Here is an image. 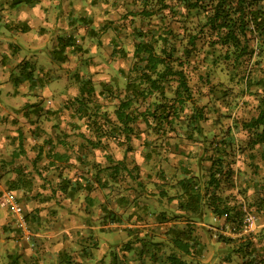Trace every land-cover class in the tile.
Segmentation results:
<instances>
[{
    "label": "trees",
    "instance_id": "obj_1",
    "mask_svg": "<svg viewBox=\"0 0 264 264\" xmlns=\"http://www.w3.org/2000/svg\"><path fill=\"white\" fill-rule=\"evenodd\" d=\"M32 1L16 2L28 4ZM131 5V9L124 14L130 17L132 26L131 63L126 71L119 72L124 78L123 94L113 109V118L97 99V96H102L106 89L111 88L103 82L102 90L96 94L90 79L81 80L77 95L62 102L56 109L44 110L36 104H28L24 106V112L36 118L42 114L51 117L56 116L58 109L64 106L89 131V136L79 132L78 136L94 152L107 149L110 143L124 150L123 157L113 161L112 165L103 167L96 163L94 174L68 178L61 170L63 165L71 162L69 153L66 150L54 151L55 148L51 146L49 152H45L46 164L44 162V166H41L42 169H53L55 173L45 179V184L51 187L49 191L57 187L65 197H69L81 189L91 193L94 190L106 192L108 189L104 202L100 204L102 215L97 218L104 225L124 222L131 225L171 223L163 231L159 228L158 239L156 234L149 231L140 235L139 229H129L131 238L118 251L111 252L113 257L109 264H129L125 257L118 259L117 254L123 250H135L134 244L144 240L150 246L163 245L168 250L161 255L155 253V257L152 253L150 259H141L134 252L135 264H195V257L206 251V244L209 243L196 233V223L210 214L223 219V227L227 226L232 231L248 225L245 220L249 215L245 216L241 203L236 199L239 191L246 193L251 187L246 185L240 189L233 182L232 166L237 155L233 148L236 145L227 140L230 129L227 130V136L222 135L221 138H207L203 134L202 124L206 121V112L196 101L191 81L194 75L197 80L204 77V63L210 55L212 60L208 63L212 67H224L221 69L230 73L228 81L242 85L241 96L246 94L256 97V115L240 124L241 130L248 135V141L238 148L240 152L248 151V166L254 172L256 166L252 163L256 157L264 163V69L260 78L255 79L253 76L256 69L264 67V0H132ZM136 18L140 22L139 26L134 25L133 20ZM74 45L75 38L62 41L61 48L56 51L61 62L67 60L64 49ZM113 46L115 53L117 45ZM119 52L125 55L124 51ZM201 52L206 56H202ZM205 81L209 83L208 76ZM252 85L255 88H251ZM79 127V124H74L75 129ZM145 132L152 139H143V146L148 147L152 143L150 145L155 150L157 147L171 146L177 149L183 141L200 146L201 153L193 156L196 160L195 169L180 164L179 176L170 184L163 170L155 171L154 176L147 174L140 180L136 172L137 165L132 163L129 168L126 153L132 149V140L141 139ZM20 137H23L22 132L18 133ZM255 148L256 151H253ZM20 152L23 150L14 152L12 158L17 159ZM146 159H150V152ZM74 161L80 164L83 158L76 157ZM13 170L17 178L11 184V190L31 192V187H27L30 180L25 177L23 170L19 167ZM37 171L42 170L38 168ZM21 174L26 179L21 178ZM101 174L106 175L107 179L101 180ZM56 178L59 181L55 186ZM125 181L132 182L121 188L126 194L116 193L113 196L110 187ZM164 185H169L168 190L173 193L168 192ZM150 186L159 190L151 191ZM257 187L252 186L254 198L248 207L256 210L252 212L255 219H261L264 217V187ZM41 188L46 189L42 185ZM151 195L157 198L158 203L166 200L172 210L171 218L167 216L166 209L154 210L147 204L150 203ZM239 240L237 237L218 235L215 243H221L229 249ZM242 243L241 247L245 248L247 242ZM6 254L4 259L9 260L12 253ZM71 258L61 261L70 264ZM16 259L12 258L9 264H17ZM14 260L15 263L12 262ZM240 264L251 262L244 260Z\"/></svg>",
    "mask_w": 264,
    "mask_h": 264
},
{
    "label": "crops",
    "instance_id": "obj_2",
    "mask_svg": "<svg viewBox=\"0 0 264 264\" xmlns=\"http://www.w3.org/2000/svg\"><path fill=\"white\" fill-rule=\"evenodd\" d=\"M16 1L0 0V22L4 27V30L0 29V165L6 167L17 160L11 155L19 151L17 138L21 133V121L32 117L24 112V106L36 104L44 110H54L62 100L77 92L72 74L62 76L64 71L61 67L65 62H61L56 51L61 48L62 41L76 37L77 12L84 4L79 0H31V4ZM75 47L64 49L66 57ZM61 90L65 92L62 97ZM30 136L35 139L31 133ZM8 137L11 138L9 142ZM45 148L22 146L24 156L29 152L45 153L48 151ZM58 181L56 178L55 186ZM20 191L1 195L0 215L3 212L11 216L22 215L18 225L23 231L21 239H15L12 234L4 237L0 233V250L23 254L22 264H65L61 260H68L67 257H72L70 264H109L113 257L111 252L118 251L131 238L129 229H139L140 235L149 231L158 239L159 228L163 231L170 226V223L152 225V222L147 225L126 222L101 224L97 219L102 215L100 204L105 199V192L101 190L91 193L81 189L69 197H65L57 187L53 191L39 189V194L27 190L25 196ZM16 207L21 209L20 214L16 213ZM257 219L252 218L248 225L237 231L219 226L217 233L240 240L223 251H219L215 241H211L206 244V251L195 257L194 263L240 264L248 260L251 264H264V217ZM198 229L197 225L195 231ZM201 238L204 240V236ZM144 241L134 244L135 250L120 251L118 259L125 257L127 263L135 264L134 252L141 259H150L152 253L155 257V253L161 255L168 250L163 245L150 246ZM20 242L23 249L18 250ZM242 242H247L246 249L241 247Z\"/></svg>",
    "mask_w": 264,
    "mask_h": 264
},
{
    "label": "rangeland",
    "instance_id": "obj_3",
    "mask_svg": "<svg viewBox=\"0 0 264 264\" xmlns=\"http://www.w3.org/2000/svg\"><path fill=\"white\" fill-rule=\"evenodd\" d=\"M131 1L132 0H79V2H83L84 4L80 5L77 12L76 47L72 51V54L67 55V60L61 67V70L64 71L62 76L65 74H72L73 84H76L75 88H77V92L78 85L83 79L91 80L96 94L102 90L101 84L103 82L111 88L106 89L107 91H105L102 96H97V99L104 104L111 118H113V109L123 94L124 78L119 72L122 70L126 71L131 63L130 58L133 49L131 37L132 26L130 25V17L124 16L126 11L132 7ZM133 22L135 26H139L140 24L137 18L134 19ZM0 29L4 30L1 22ZM113 44L117 45V51L115 53H113ZM119 50L124 51L125 55L120 53ZM30 53L28 54L30 55ZM201 54H203L202 56H206V54L202 52ZM209 60H212L210 55L206 57L204 63L206 64V68L202 71V73L204 72V77L197 80L196 75H194L191 81L195 98L197 99L196 101L199 106L204 107L206 112V121L202 124L203 134H205L207 138L212 136L221 138L222 135L227 136V130L230 129V136L227 137V140L236 145V147L233 148L237 155L235 163L232 166L233 182L240 189L246 185L251 187L250 191L246 193L239 191L237 194L238 199H236L237 202L241 203L245 216L249 215L245 220V224H249L255 215L252 214V212L256 211L254 208L250 209L248 207V203L254 198L252 186H254V188L257 186L264 187V163L256 157L252 163L253 166H256L253 172L248 166V151L243 150L240 152L241 149L238 148L241 144L248 141V135L241 130L240 124L242 121L248 120L250 117L256 115L258 103L256 97L253 95L243 94L241 96L242 85L229 82L228 76L230 73L221 69L224 68L222 66L212 67L211 64L208 63ZM263 69L264 67L254 71L253 76L255 79L262 76ZM206 76H208L209 83L205 81ZM113 80H115L114 83H112ZM251 88H255V86L252 85ZM77 92L75 95L71 94V96L67 97V100L76 96ZM64 93L61 90V97ZM106 93H108V95ZM167 93L169 94V91H167ZM64 101L66 100H62V102ZM74 124H79V129H75ZM20 131L23 133V137L17 138L19 149H22V146L27 148V146L32 145V147H46L45 150H48L51 146L60 151L66 150L71 157V162L63 165L61 172L68 178L80 176V174H82V176H90L97 170L94 164L98 163L99 166L103 167L110 166L113 164V161L120 160L124 155L123 148L114 143H110L107 149H97L95 152L90 149V147L86 146L78 135L79 133H84L86 136H89V131H87L83 122L77 121L70 111L64 109V106L58 109L56 116L50 117L42 114L38 118L32 116L30 119L21 121ZM30 133L34 135L35 139L30 138ZM143 139L151 140L152 137L145 132L141 135V139H133L132 149L126 153L129 168L132 163L137 165L136 172L139 173V179L147 174L154 176L156 172L163 170L165 178L168 180V184H170V181L179 176L181 167L179 169L178 166L180 164L184 165V167L185 165H189L191 168L195 169L196 160L193 156L201 153L200 146L183 141L177 149L171 146L170 148L157 147L155 150L150 145L152 143H150L148 147H144L142 144ZM10 140L11 138L8 137V142ZM14 140H16V138ZM256 149L257 148L253 149V151H256ZM180 150H182V153H179ZM148 152H150L149 160L146 159ZM187 153H189V155ZM19 155H21V158L18 156L13 165L9 167L0 165V199L3 193L18 191L11 190V184L17 178L13 170L16 167L23 170L25 177L30 180V184L27 187H31V192L34 194L40 192L39 189L45 191L51 188L45 184V179L52 176L51 174L55 175V173H53L54 170L49 168L42 169L41 167L44 166V158L47 157L46 154L37 155L35 152H29L27 154L25 153L26 156H24L23 150ZM76 157L83 158V161L80 164L75 162L74 160H76ZM111 158L112 161H110ZM38 168L42 171H37ZM99 176L102 178L101 180L107 179V176L104 174ZM20 177L25 178L22 174ZM130 183L132 182L125 181L121 184L118 183V186L110 187L112 188L111 191L113 196H115L116 193L126 194L121 188L124 189L126 186H129ZM41 185L45 186L46 189H42ZM164 187H166L168 192L173 193V191L168 190L169 185H164ZM116 188L119 189V191ZM149 189L154 192L159 190L152 186H150ZM106 190V192L109 191L108 189ZM233 192H235V190ZM22 194L25 196V191L24 193L22 192ZM160 201L161 202L158 203L157 198L151 195L150 203L147 204L154 210L166 209L167 216L171 218L172 210L170 205L167 204L165 199ZM18 216L15 214L11 216V214H6V212H3L2 216L0 215V233H2L4 237H6L7 234H12L15 239H21L23 228L18 225V221L23 219V216ZM222 220L223 219H218L207 214L196 223V225L199 226L196 233H199L200 230L199 234L204 236L205 241L209 243L211 241H216L218 235H221L217 233L216 230L220 228L219 226H223L224 223ZM222 236L229 237L228 234H223ZM215 246H218L219 251L226 250L227 248L221 243H216ZM21 247L23 249V243L20 242V248L18 250H20ZM6 256V251L0 250V264H9L10 260L14 257L17 258L16 261L20 260V264L24 262L23 254H18V251L10 255L11 257L9 260L4 259Z\"/></svg>",
    "mask_w": 264,
    "mask_h": 264
},
{
    "label": "built area",
    "instance_id": "obj_4",
    "mask_svg": "<svg viewBox=\"0 0 264 264\" xmlns=\"http://www.w3.org/2000/svg\"><path fill=\"white\" fill-rule=\"evenodd\" d=\"M20 211H21V210H20L18 207H16V213H17V214H20Z\"/></svg>",
    "mask_w": 264,
    "mask_h": 264
}]
</instances>
